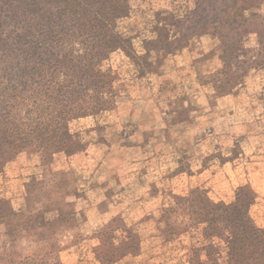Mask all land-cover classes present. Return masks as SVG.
I'll return each instance as SVG.
<instances>
[{
    "label": "rangeland",
    "instance_id": "rangeland-1",
    "mask_svg": "<svg viewBox=\"0 0 264 264\" xmlns=\"http://www.w3.org/2000/svg\"><path fill=\"white\" fill-rule=\"evenodd\" d=\"M131 2L122 25L143 32L149 0ZM155 2L182 10L193 4ZM255 37L247 42L254 45ZM135 43L141 50L140 38ZM219 43L195 35L172 53L152 52L154 65L144 74L117 51L104 65L119 73L112 104L68 122L71 149L46 156L22 150L9 158L0 144V209L22 213L0 215V264L54 247L63 264H100L96 235L112 221L118 230L110 245L136 247L111 264H189L195 234L165 228L160 208L196 186L225 202L248 187L257 195L251 214L264 225V69L219 95ZM30 216L28 227L18 226Z\"/></svg>",
    "mask_w": 264,
    "mask_h": 264
},
{
    "label": "trees",
    "instance_id": "trees-1",
    "mask_svg": "<svg viewBox=\"0 0 264 264\" xmlns=\"http://www.w3.org/2000/svg\"><path fill=\"white\" fill-rule=\"evenodd\" d=\"M155 1L149 0L141 32L122 25L132 15L131 0H0V144L9 158L22 150L46 156L71 149L68 122L112 104L119 73L104 65L117 51L144 74L154 65L152 52L172 53L195 35L216 37L223 52L219 95L232 93L252 70L264 69L259 12L264 0H193L183 10ZM252 34L254 45L247 42ZM172 198L162 204L160 222L179 234H198L189 247V264H264V225L251 214L257 200L251 189L239 186L230 202L214 201L198 186ZM18 213L0 209L3 217ZM31 218L18 226L28 227ZM115 229L112 221L96 235L93 249L100 264L136 247L110 245ZM125 231L133 242L135 236ZM58 253L54 247L11 264H63Z\"/></svg>",
    "mask_w": 264,
    "mask_h": 264
}]
</instances>
